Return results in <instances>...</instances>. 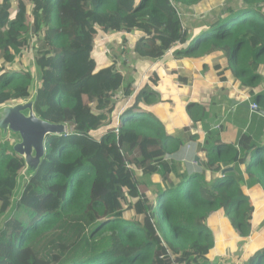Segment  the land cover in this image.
I'll return each instance as SVG.
<instances>
[{
  "label": "trees",
  "instance_id": "trees-1",
  "mask_svg": "<svg viewBox=\"0 0 264 264\" xmlns=\"http://www.w3.org/2000/svg\"><path fill=\"white\" fill-rule=\"evenodd\" d=\"M229 1L0 0V107L35 94L38 117L68 126L47 137L42 163L19 194L20 136L0 132V264H24L26 254L42 264H220L210 259L215 239L206 224L215 211L251 235L255 209L243 176L217 174L242 160L246 184L264 192V150L208 146L203 173L174 178L176 164L165 155L181 140L147 112L156 91L147 82L136 92L122 88L119 55L104 69L93 57L101 35L124 33L144 58L172 53L204 69L214 61L222 79L242 81L264 108V0ZM208 3L210 24L190 35L184 13L205 15ZM32 53L37 75L25 62ZM188 113L194 121L206 115L193 102ZM99 155L108 173L95 171ZM133 170L159 180L140 191ZM258 255L245 264H264V249Z\"/></svg>",
  "mask_w": 264,
  "mask_h": 264
},
{
  "label": "crops",
  "instance_id": "crops-1",
  "mask_svg": "<svg viewBox=\"0 0 264 264\" xmlns=\"http://www.w3.org/2000/svg\"><path fill=\"white\" fill-rule=\"evenodd\" d=\"M236 1L230 0L229 3L233 5ZM206 8L208 13L205 15L204 10L184 13L182 20L190 35L195 29L210 24L208 16L213 7L208 3ZM131 38L124 33H104L98 38V52L93 57L104 69L119 55L122 88L131 85L136 92L147 82L156 91L157 97L147 105V112L163 123L167 134L181 140L176 152L165 155L166 161L176 164L171 176L203 173V164L208 160L205 148L219 147L218 143L233 146L239 154L242 146L246 145L255 147L254 150H264V113L261 112L264 108L254 103L250 87L239 80L222 79L212 68L214 61L204 69L200 62L192 58H174L172 53L159 60L144 58L136 52V43L133 45ZM260 74L263 77L261 92L264 94V65ZM192 102L200 105L206 114L197 121L188 113ZM251 104H257L259 109L252 110ZM253 152L260 156V152ZM229 173L243 176L241 186L254 206L251 235L248 238L241 236L225 213L213 212L206 221L215 239L210 259L220 264H245L258 258L264 249V192L258 186L246 184L249 173L244 161L239 160L237 168L235 164L230 167L223 165L217 176ZM206 176L209 182L212 173L207 171Z\"/></svg>",
  "mask_w": 264,
  "mask_h": 264
},
{
  "label": "water",
  "instance_id": "water-1",
  "mask_svg": "<svg viewBox=\"0 0 264 264\" xmlns=\"http://www.w3.org/2000/svg\"><path fill=\"white\" fill-rule=\"evenodd\" d=\"M35 100L34 94L31 99L16 105H7L0 111V130L3 137H7L10 132L20 136V140L14 145V151L25 160L26 166L20 182L25 177L33 176L40 167L46 153L47 137L66 132L65 125L51 124L37 116L34 110Z\"/></svg>",
  "mask_w": 264,
  "mask_h": 264
},
{
  "label": "rangeland",
  "instance_id": "rangeland-1",
  "mask_svg": "<svg viewBox=\"0 0 264 264\" xmlns=\"http://www.w3.org/2000/svg\"><path fill=\"white\" fill-rule=\"evenodd\" d=\"M31 31V30H30ZM28 36L31 38L32 36V31L31 33L29 32ZM33 54V53H32ZM26 64L27 65H31L32 68L34 69L36 75H37V71H38V67L36 65V59L34 57V54L31 55V57L26 58L25 59ZM18 104V103H17ZM16 105V104H14ZM5 107V106H4ZM3 109V107H0V111ZM65 127L67 128L68 126L65 124ZM1 134L3 133L2 130H0ZM92 163L94 164V169L98 174H104V173H108V164H107V160L103 157V155H99L95 160L92 161ZM135 176L134 179L138 182H140V185L138 186V190L146 192L148 190V188L146 187V185L150 182H156L159 180L158 177H156V175L154 176H143L141 174V172L139 170H133ZM178 176H174V178H176ZM223 177V176H221ZM25 179H27L26 177L22 180V182H20V187L18 189V194L20 192V189L22 187L23 182L25 181ZM17 196V195H16ZM128 207V204L126 206V208ZM4 221V218H1L0 220V224H2ZM248 238V237H247ZM24 264H42L39 262H32L30 261V254H26L25 256V260H24Z\"/></svg>",
  "mask_w": 264,
  "mask_h": 264
},
{
  "label": "built area",
  "instance_id": "built-area-1",
  "mask_svg": "<svg viewBox=\"0 0 264 264\" xmlns=\"http://www.w3.org/2000/svg\"><path fill=\"white\" fill-rule=\"evenodd\" d=\"M252 110H258L259 106L257 104H251ZM68 132V127L66 128V133Z\"/></svg>",
  "mask_w": 264,
  "mask_h": 264
}]
</instances>
